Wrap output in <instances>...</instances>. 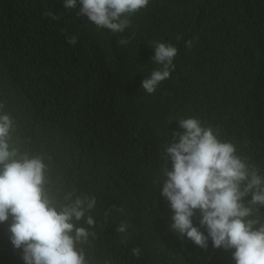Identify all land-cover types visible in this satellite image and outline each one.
Returning <instances> with one entry per match:
<instances>
[{
  "label": "trees",
  "instance_id": "16d2710c",
  "mask_svg": "<svg viewBox=\"0 0 264 264\" xmlns=\"http://www.w3.org/2000/svg\"><path fill=\"white\" fill-rule=\"evenodd\" d=\"M63 4L0 0V114L13 120L10 150L43 158L54 200L95 198L86 213L95 225H78L94 233L83 245L88 264H235V249L214 248L210 238L200 248L171 228L165 148L179 120L196 118L264 177V0H149L116 33L78 16L79 3ZM155 42L177 55L148 94L143 79L162 67L152 61ZM200 218L197 210L193 225L207 235ZM249 218L264 224V207ZM11 223H0V264H25Z\"/></svg>",
  "mask_w": 264,
  "mask_h": 264
},
{
  "label": "clouds",
  "instance_id": "9594fccd",
  "mask_svg": "<svg viewBox=\"0 0 264 264\" xmlns=\"http://www.w3.org/2000/svg\"><path fill=\"white\" fill-rule=\"evenodd\" d=\"M78 3V16L116 33L129 27L131 15L146 8L149 0H64L63 7L74 9ZM77 40L72 36L68 43ZM185 45L191 48L192 41ZM154 50L152 61L162 67L143 79L141 87L148 94L170 77L177 55L170 44L155 42ZM178 126L181 131L173 132L174 139L165 148L171 170L164 172L161 191L174 212L171 228L200 248L206 249L210 238L214 248L235 249V264H264V224L249 218L254 207H264V177L236 154L231 142L219 140L198 119H181ZM12 127L10 115L0 114V223L11 216V242L22 249L25 264H88L83 245L94 233L78 225L82 219L90 227L95 225L93 217L86 216L95 198L72 199L68 193L67 203L54 200L45 187L48 165L43 158L18 157L15 148L10 150ZM197 210L207 235L193 225ZM116 230L124 233L126 225ZM132 254L138 257L140 249L133 248Z\"/></svg>",
  "mask_w": 264,
  "mask_h": 264
},
{
  "label": "rangeland",
  "instance_id": "374dc122",
  "mask_svg": "<svg viewBox=\"0 0 264 264\" xmlns=\"http://www.w3.org/2000/svg\"><path fill=\"white\" fill-rule=\"evenodd\" d=\"M227 264H232L230 261H227Z\"/></svg>",
  "mask_w": 264,
  "mask_h": 264
}]
</instances>
